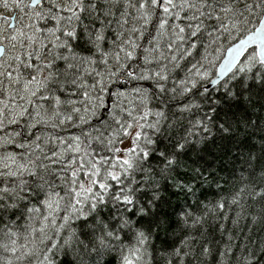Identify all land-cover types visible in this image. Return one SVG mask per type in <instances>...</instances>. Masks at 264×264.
<instances>
[{
    "label": "snow or ice",
    "instance_id": "1",
    "mask_svg": "<svg viewBox=\"0 0 264 264\" xmlns=\"http://www.w3.org/2000/svg\"><path fill=\"white\" fill-rule=\"evenodd\" d=\"M0 264H264V0H0Z\"/></svg>",
    "mask_w": 264,
    "mask_h": 264
}]
</instances>
